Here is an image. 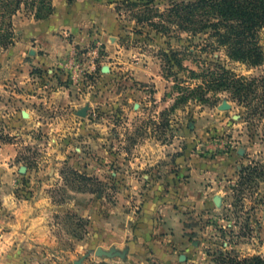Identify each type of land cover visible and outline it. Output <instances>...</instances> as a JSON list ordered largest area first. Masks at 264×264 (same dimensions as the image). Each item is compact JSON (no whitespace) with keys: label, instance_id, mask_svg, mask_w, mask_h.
Segmentation results:
<instances>
[{"label":"rangeland","instance_id":"rangeland-1","mask_svg":"<svg viewBox=\"0 0 264 264\" xmlns=\"http://www.w3.org/2000/svg\"><path fill=\"white\" fill-rule=\"evenodd\" d=\"M116 1L51 0L44 19L22 3L14 45L0 47L1 73L14 48L24 61L44 53L46 34L72 46L58 66L31 68L30 86H0L3 114L22 110L20 95L47 96L55 78L75 96L67 107L33 100L38 127L0 133L22 163L13 196L38 202L45 223L29 263L264 264V89L239 98L232 86L264 77V60L233 59L207 34L159 18L164 28L154 27L115 11ZM87 34L89 45L75 49Z\"/></svg>","mask_w":264,"mask_h":264},{"label":"trees","instance_id":"trees-1","mask_svg":"<svg viewBox=\"0 0 264 264\" xmlns=\"http://www.w3.org/2000/svg\"><path fill=\"white\" fill-rule=\"evenodd\" d=\"M22 3L34 9L37 19H44L53 12L51 0H0V10H5L4 13L0 11V47L14 45L11 17ZM116 3L115 11H124L154 27L164 28L163 23L153 20L159 18L179 30L207 34L217 46L224 47L233 59L251 65L264 60V45L260 36L264 30V0H168L163 10L159 8L158 0H117ZM259 85L264 89V77L249 81L240 77L232 83L239 98H247ZM201 90L200 86L187 88L176 101ZM260 106L264 108V99ZM228 260L233 264H251L255 258Z\"/></svg>","mask_w":264,"mask_h":264},{"label":"crops","instance_id":"crops-1","mask_svg":"<svg viewBox=\"0 0 264 264\" xmlns=\"http://www.w3.org/2000/svg\"><path fill=\"white\" fill-rule=\"evenodd\" d=\"M47 20L44 21L49 22ZM43 28L44 33L49 32V35H52L53 28L50 29V23L44 24ZM46 35H44L45 40L41 41V50L44 53L33 54L27 61L23 60L24 52L18 53L17 48H14L13 57L6 62L0 73L2 76L0 86L4 85V81H13L26 88L30 86L31 68L49 70L58 66L59 60L67 53V48L70 49L72 46L53 43L48 40V35ZM92 40L93 37L87 34L75 41L74 48H86ZM52 83L56 86L47 96L20 95L22 100H18V102L23 107L22 110L26 111L13 109L14 113L5 112L3 114V110L0 109V133H22L30 128L38 127L40 122L34 118L35 112L32 108L34 106L31 103L33 100L48 102L60 107H67L74 103L75 96L72 94L71 88L61 85L57 78ZM5 93L6 90L1 88L0 94ZM25 113L29 118L24 116ZM52 126L54 130L55 123ZM16 146V143L0 141V264H30L29 258L33 252L37 251L38 247L36 246L34 249L30 247V243L45 242L47 236L45 223L40 220V204L17 200L12 194L11 188L14 186L17 176L23 175L20 172L22 163L18 162Z\"/></svg>","mask_w":264,"mask_h":264},{"label":"water","instance_id":"water-1","mask_svg":"<svg viewBox=\"0 0 264 264\" xmlns=\"http://www.w3.org/2000/svg\"><path fill=\"white\" fill-rule=\"evenodd\" d=\"M227 107V105H226V103H223L222 105H221V108H226ZM85 108L83 107L82 109H80L79 111H78V114L79 115H85ZM215 202L218 204L219 203V200H218V198L217 197H215ZM95 253H96V255H99V256H101V255H106V256H109V257H111V256H115V255H118V256H120V257H123L124 256V252H121V251H118L116 248H114V247H112V248H110L109 250H104V249H102V248H100V247H98L97 249H96V251H95Z\"/></svg>","mask_w":264,"mask_h":264}]
</instances>
